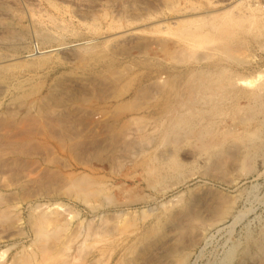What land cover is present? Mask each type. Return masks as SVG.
<instances>
[{"label": "rangeland", "instance_id": "rangeland-1", "mask_svg": "<svg viewBox=\"0 0 264 264\" xmlns=\"http://www.w3.org/2000/svg\"><path fill=\"white\" fill-rule=\"evenodd\" d=\"M0 264H264V0H0Z\"/></svg>", "mask_w": 264, "mask_h": 264}, {"label": "bare ground", "instance_id": "bare-ground-1", "mask_svg": "<svg viewBox=\"0 0 264 264\" xmlns=\"http://www.w3.org/2000/svg\"><path fill=\"white\" fill-rule=\"evenodd\" d=\"M231 2H233V0H229ZM235 2V0H234ZM244 14H248L247 12V9L244 10L243 12ZM180 22V21H179ZM42 39L47 41L49 39L48 36H42ZM69 47L68 46H65V47H60L58 49H55V51H60V50H65V49H68ZM54 50V49H53ZM50 52V51H49ZM48 53V52H47ZM44 54H46L45 51H38V52H35L34 54H30V55H27L26 57L29 58V59H39L41 57L44 56ZM235 80V79H234ZM232 83V82H231ZM253 82H247V81H244V80H236L234 82V86H243V85H251Z\"/></svg>", "mask_w": 264, "mask_h": 264}, {"label": "built area", "instance_id": "built-area-1", "mask_svg": "<svg viewBox=\"0 0 264 264\" xmlns=\"http://www.w3.org/2000/svg\"><path fill=\"white\" fill-rule=\"evenodd\" d=\"M38 51H39L38 47L36 45H34L32 47V53H35V52H38Z\"/></svg>", "mask_w": 264, "mask_h": 264}]
</instances>
